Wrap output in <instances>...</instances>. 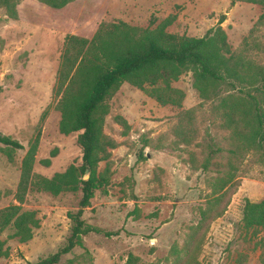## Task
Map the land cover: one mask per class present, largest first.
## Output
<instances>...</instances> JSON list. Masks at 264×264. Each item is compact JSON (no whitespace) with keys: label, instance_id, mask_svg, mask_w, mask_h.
<instances>
[{"label":"rangeland","instance_id":"374dc122","mask_svg":"<svg viewBox=\"0 0 264 264\" xmlns=\"http://www.w3.org/2000/svg\"><path fill=\"white\" fill-rule=\"evenodd\" d=\"M18 12V20H10L0 9V134L24 149L16 151L11 162L0 144V209L17 204L22 160L36 140L35 174L51 178L81 164L79 134L60 132L56 110L55 87L67 35L91 39L102 22L147 28L154 20L156 27L175 17L169 33L201 38L225 16L221 27L231 53L264 67L260 5L231 0H76L55 10L37 0H21ZM172 87L185 95L181 106L160 105L129 84L107 101L103 131L117 147L99 166L100 172L108 171L109 184L96 191L83 218L116 235L84 237L85 248H76L60 264H264V231L246 229L242 222L246 200H264V158L258 151L237 147L232 131L223 127L218 101L200 98L192 72ZM188 112L192 135L182 131ZM211 149L220 152L211 156ZM142 153L144 161L139 160ZM80 198V193L30 192L23 210L38 213L40 228L29 242L8 240L9 254L0 264L36 263L57 253L70 237L68 215L77 212ZM12 233L7 230L1 239Z\"/></svg>","mask_w":264,"mask_h":264},{"label":"trees","instance_id":"16d2710c","mask_svg":"<svg viewBox=\"0 0 264 264\" xmlns=\"http://www.w3.org/2000/svg\"><path fill=\"white\" fill-rule=\"evenodd\" d=\"M61 10L76 0H37ZM21 0H0V9L8 19L18 20ZM232 4L246 2L264 7V0H231ZM210 29L203 37L171 34L167 29L175 17L160 24L152 21L147 28L131 26L123 21L102 22L93 38L67 35L60 57V67L55 87L56 110L61 115L60 132L69 136L78 133L82 151L80 165H71L64 172L47 178L34 173L39 141L32 143L22 160L20 181L14 194L16 205L0 209V259L7 257L8 240L21 243L33 239L41 220L36 211H24L26 197L32 191L46 192L53 196L80 193L76 213L68 215L72 222L67 244L57 253L36 263L60 264L62 258L76 248H85L83 238L90 234H104L110 238L115 233L88 224L83 216L91 206L96 191L108 186L109 177L99 171L100 163L110 158L116 143L104 134V120L109 112L107 101L124 84L145 91L160 105L181 106L183 92L172 87L181 76L193 74V88L204 100H217L216 110L221 114L223 127L232 131L237 147L258 151L264 158V67L247 56L231 53L226 33L221 24ZM264 21V13L259 22ZM247 46V45H246ZM0 86V94L2 92ZM182 131L192 135L191 113ZM124 127L125 120L120 119ZM182 142L189 144L183 135ZM2 152L9 161L23 150V145L11 137L0 134ZM220 150L211 149V156ZM141 161L146 160L144 154ZM50 160L45 161L49 166ZM208 169L207 164L203 167ZM88 175V179H85ZM246 229L264 231V200H246L243 209ZM13 230L8 239L2 240L7 230ZM133 257H130V262Z\"/></svg>","mask_w":264,"mask_h":264},{"label":"water","instance_id":"95a60500","mask_svg":"<svg viewBox=\"0 0 264 264\" xmlns=\"http://www.w3.org/2000/svg\"><path fill=\"white\" fill-rule=\"evenodd\" d=\"M88 177H89V176H88V175H86L85 179H88Z\"/></svg>","mask_w":264,"mask_h":264}]
</instances>
